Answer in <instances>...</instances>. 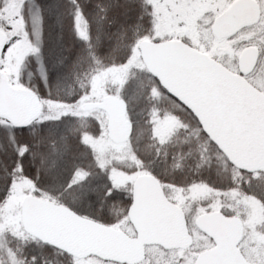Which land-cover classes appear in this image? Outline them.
I'll return each mask as SVG.
<instances>
[{
    "label": "snow or ice",
    "instance_id": "snow-or-ice-1",
    "mask_svg": "<svg viewBox=\"0 0 264 264\" xmlns=\"http://www.w3.org/2000/svg\"><path fill=\"white\" fill-rule=\"evenodd\" d=\"M0 264H264V0H0Z\"/></svg>",
    "mask_w": 264,
    "mask_h": 264
}]
</instances>
